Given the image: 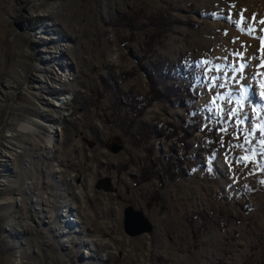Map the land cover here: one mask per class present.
I'll list each match as a JSON object with an SVG mask.
<instances>
[{
	"label": "rangeland",
	"instance_id": "obj_1",
	"mask_svg": "<svg viewBox=\"0 0 264 264\" xmlns=\"http://www.w3.org/2000/svg\"><path fill=\"white\" fill-rule=\"evenodd\" d=\"M261 1L0 0V264H264Z\"/></svg>",
	"mask_w": 264,
	"mask_h": 264
},
{
	"label": "water",
	"instance_id": "obj_2",
	"mask_svg": "<svg viewBox=\"0 0 264 264\" xmlns=\"http://www.w3.org/2000/svg\"><path fill=\"white\" fill-rule=\"evenodd\" d=\"M120 147L118 144L112 145V150H117ZM124 228L127 233L134 235L144 231H150L152 224L145 217L143 211L136 209L133 205H127L124 209Z\"/></svg>",
	"mask_w": 264,
	"mask_h": 264
},
{
	"label": "bare ground",
	"instance_id": "obj_3",
	"mask_svg": "<svg viewBox=\"0 0 264 264\" xmlns=\"http://www.w3.org/2000/svg\"><path fill=\"white\" fill-rule=\"evenodd\" d=\"M257 1H258V0H257ZM261 2H263V4H264V0H262ZM260 5H261V4H260ZM251 51L254 52V56H255L254 58H256V60H257V58L259 57V54H261V53H260L261 51H260V49L258 48V46H256L255 48H252ZM248 55L251 56V53H248ZM256 60L254 61L255 64H256V63H259L258 61H260V60H258V61H256ZM245 93H246V91H245ZM248 95H249L248 97H251V95H250V93H249V90H248ZM246 96H247V95H246ZM204 105H205V101H204V99H202V100L200 101L199 106H200V107H203ZM23 128H24V129H31L32 126L24 125ZM51 142H52V138L49 137V139H47V141H46V145L49 146V144H50ZM76 209H79V207L76 208ZM75 216H77V219H76L77 221H81V215H80V214L76 213Z\"/></svg>",
	"mask_w": 264,
	"mask_h": 264
},
{
	"label": "snow or ice",
	"instance_id": "obj_4",
	"mask_svg": "<svg viewBox=\"0 0 264 264\" xmlns=\"http://www.w3.org/2000/svg\"><path fill=\"white\" fill-rule=\"evenodd\" d=\"M236 71H238V72L243 71V66H241L240 69H236ZM216 86H217V80L215 78H213L212 81L210 82L209 87H211L212 89H215ZM219 87L222 88V87H224V85L220 84ZM220 98H222V97H219V96L216 97V99H220ZM209 111H211V108L209 109ZM238 111H239L238 109H229V110H227V114L229 116H235V115H237ZM241 123H243V121H241ZM261 143H264V141H261ZM241 159H244V158H241Z\"/></svg>",
	"mask_w": 264,
	"mask_h": 264
},
{
	"label": "trees",
	"instance_id": "obj_5",
	"mask_svg": "<svg viewBox=\"0 0 264 264\" xmlns=\"http://www.w3.org/2000/svg\"><path fill=\"white\" fill-rule=\"evenodd\" d=\"M151 81H153V80H151ZM167 88H168V87H167ZM158 95H159L158 90L155 89L154 87H152V96H153L154 98H156Z\"/></svg>",
	"mask_w": 264,
	"mask_h": 264
}]
</instances>
